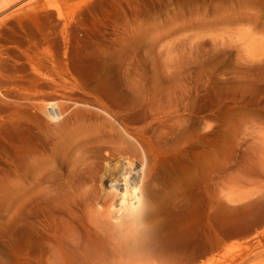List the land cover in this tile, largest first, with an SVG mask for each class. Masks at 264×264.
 <instances>
[{
  "label": "rangeland",
  "instance_id": "obj_1",
  "mask_svg": "<svg viewBox=\"0 0 264 264\" xmlns=\"http://www.w3.org/2000/svg\"><path fill=\"white\" fill-rule=\"evenodd\" d=\"M0 264H264V0H0Z\"/></svg>",
  "mask_w": 264,
  "mask_h": 264
}]
</instances>
